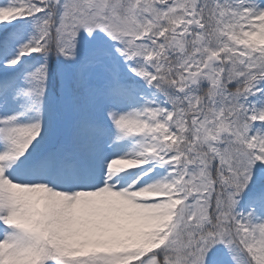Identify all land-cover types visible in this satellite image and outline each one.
I'll use <instances>...</instances> for the list:
<instances>
[{
    "label": "snow or ice",
    "instance_id": "obj_1",
    "mask_svg": "<svg viewBox=\"0 0 264 264\" xmlns=\"http://www.w3.org/2000/svg\"><path fill=\"white\" fill-rule=\"evenodd\" d=\"M0 264H264V0H0Z\"/></svg>",
    "mask_w": 264,
    "mask_h": 264
}]
</instances>
